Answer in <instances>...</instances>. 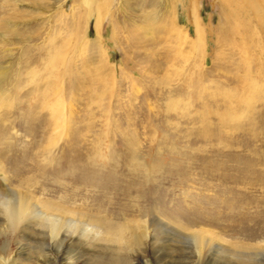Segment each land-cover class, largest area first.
Returning a JSON list of instances; mask_svg holds the SVG:
<instances>
[{
  "label": "rangeland",
  "instance_id": "1",
  "mask_svg": "<svg viewBox=\"0 0 264 264\" xmlns=\"http://www.w3.org/2000/svg\"><path fill=\"white\" fill-rule=\"evenodd\" d=\"M189 1L95 0L97 37L90 0H0V188L100 229L92 243L0 212V264H264V35L255 18L226 41L235 6L194 0L212 29L199 47Z\"/></svg>",
  "mask_w": 264,
  "mask_h": 264
},
{
  "label": "bare ground",
  "instance_id": "2",
  "mask_svg": "<svg viewBox=\"0 0 264 264\" xmlns=\"http://www.w3.org/2000/svg\"><path fill=\"white\" fill-rule=\"evenodd\" d=\"M7 1H10V0H7ZM13 1L17 2L19 0H13ZM94 1L95 0H90V3H91L89 6L90 8L87 10L88 13L85 15L86 19L84 18L85 19L84 21L86 22L92 16L96 15L95 27L98 33L97 37H101V33L99 32L101 16L99 12L95 14V7L92 5V3L94 4ZM227 2H228L227 4L229 8L231 5L235 6L233 9L230 8L227 12L228 18L234 21L235 24L234 26H229V27L227 26L225 30L215 29L216 31L219 32V34H221L222 38L227 37L226 41H229V40L231 41L237 37L241 39V41L239 40L240 42H243L246 39L252 38L255 35L257 29L255 31L252 28V26L249 25V23L252 21V19H255V18L259 21L260 23L259 26L262 30V34L264 35V18H262L259 15L258 10L260 6L255 1H254L255 3L251 0L250 1L249 0H227ZM187 8L188 10H186ZM184 9L188 13V16H189L188 19L191 18L195 25L196 39L194 40L195 41L194 44L198 43L199 47H203L205 35L206 33L208 34L209 31H212V29L207 30L206 26L202 25L199 15H198L197 5L194 0L189 1L188 4L184 6ZM245 12H247L249 16H251L250 15L251 13H254V15L253 17H250L247 21H244V23L242 22L239 23L238 21L240 19V16L244 14ZM178 14H179V9H178ZM1 21L5 23L4 18H2ZM177 22H179V15L176 17L174 14L173 23L176 25ZM83 23L76 22L75 25L78 26V25H82ZM241 25H243V27ZM87 35L88 34L86 33L85 36L87 37ZM7 78H8V74L5 71H3L2 68L0 67V101L1 102H2L1 99L8 100L7 98L10 96L8 91H6L7 89L5 90L3 88V83L5 82V80H7ZM53 121H54V116L52 112H50V122L53 123ZM31 159L33 160V166L40 170L41 169H49V170L57 169V166L54 162L55 161L54 155L52 154L51 150H40V151L37 150V152H34ZM53 162H54V165L52 164ZM64 173H67V172H64ZM0 174H2L3 175L2 178L5 179L4 174L1 171H0ZM60 199L62 201H69V198L67 196H64V198H60ZM0 204L2 206V209L0 210V212L3 215V219L6 221L9 227L16 226L20 224L23 220L31 218L37 225L39 224L42 227L44 226L48 227L53 236L59 235L61 233V230L63 229H64V234L63 233L62 234L67 235L69 231H75L77 227H80V234H79L80 239L85 238V240L87 239L88 241L93 243L95 239L94 237H92V235H94L95 237L100 235V232H99L100 229L99 230L97 229L98 226L90 224V220H87L88 214L86 212L70 208L68 205L66 206L64 203L60 201L55 202V201L46 200L40 203L31 202L30 197L26 196L22 192H19L18 197H17L16 193L14 192L12 193L10 191H7L5 193L0 188ZM119 229L122 231V235H123L124 232L127 229H129V225H127V227L119 226ZM65 231L67 233H65ZM112 232H113V229L109 231L111 235L106 237L105 240L109 242H115L117 240V237L113 236ZM134 235L135 233L133 230L132 235H131V242L133 243L140 242V235L139 234H136L135 236ZM194 240L196 244L203 245L207 241V238L204 235V233L201 232V233L195 234ZM237 257L241 259L242 261H245L246 263L244 264H248L250 262L249 257L246 258L243 255H239V254L237 255Z\"/></svg>",
  "mask_w": 264,
  "mask_h": 264
}]
</instances>
